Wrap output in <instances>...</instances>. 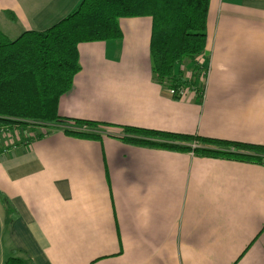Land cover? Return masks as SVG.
<instances>
[{
  "label": "crops",
  "instance_id": "obj_1",
  "mask_svg": "<svg viewBox=\"0 0 264 264\" xmlns=\"http://www.w3.org/2000/svg\"><path fill=\"white\" fill-rule=\"evenodd\" d=\"M80 1L0 0V18L44 31ZM119 25L121 39L78 46L60 116L116 136L131 126L264 145V0H209L202 101L154 80L149 17ZM118 137L0 136V193L16 211L10 221L0 204V264L13 251L34 264H264V165Z\"/></svg>",
  "mask_w": 264,
  "mask_h": 264
},
{
  "label": "trees",
  "instance_id": "obj_2",
  "mask_svg": "<svg viewBox=\"0 0 264 264\" xmlns=\"http://www.w3.org/2000/svg\"><path fill=\"white\" fill-rule=\"evenodd\" d=\"M208 7L209 0H81L44 31H25L14 40L0 31V129L23 145L61 130L78 139L100 141L103 136H119L135 146L264 165V145L131 126L119 127L116 136L110 131L113 125L58 114L59 99L72 89L80 70L78 46L121 39L119 20L129 18L151 19L149 51L154 80L168 91H195L200 100L208 72V58L204 57ZM3 15L16 22L11 11ZM185 64L189 78L182 69ZM172 98L180 99L178 95ZM0 204L8 209L10 221L16 217L3 193ZM5 264L34 263L13 251Z\"/></svg>",
  "mask_w": 264,
  "mask_h": 264
},
{
  "label": "rangeland",
  "instance_id": "obj_3",
  "mask_svg": "<svg viewBox=\"0 0 264 264\" xmlns=\"http://www.w3.org/2000/svg\"><path fill=\"white\" fill-rule=\"evenodd\" d=\"M0 31L4 32L5 34H7V36L9 37V39L14 40L15 38H17L22 32H24V30L20 27V26H14L13 24L9 23L7 20H4L3 18H0ZM186 68V71H188L187 77H190V73L189 70L185 65L182 66V69L184 70ZM189 92H192V90H188V89H184L182 91L183 96L180 98H184ZM194 93H196L195 91H193ZM204 92L205 89L203 90V95L201 96L200 101L203 100L204 97ZM170 96V95H169ZM171 97V96H170ZM198 97V95H197ZM23 137H28L27 133H24ZM193 154V153H192Z\"/></svg>",
  "mask_w": 264,
  "mask_h": 264
},
{
  "label": "built area",
  "instance_id": "obj_4",
  "mask_svg": "<svg viewBox=\"0 0 264 264\" xmlns=\"http://www.w3.org/2000/svg\"><path fill=\"white\" fill-rule=\"evenodd\" d=\"M168 94L172 97L173 95H178L180 98L183 96V93H182V91H179V92H175L173 89H171V90H169L168 91ZM0 133H1V135L3 134H5V131H3L2 129H0Z\"/></svg>",
  "mask_w": 264,
  "mask_h": 264
}]
</instances>
